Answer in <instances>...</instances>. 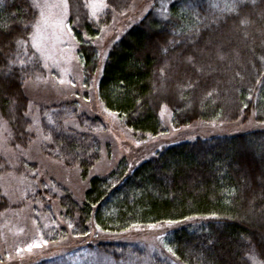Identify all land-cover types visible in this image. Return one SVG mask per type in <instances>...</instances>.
<instances>
[{"label": "trees", "instance_id": "16d2710c", "mask_svg": "<svg viewBox=\"0 0 264 264\" xmlns=\"http://www.w3.org/2000/svg\"><path fill=\"white\" fill-rule=\"evenodd\" d=\"M67 2L88 99L101 63L96 43L135 0H105L98 19L90 0ZM38 15L32 0H0V119L16 163L0 155V176L39 180L26 158L39 133L48 159L80 171L88 182L82 201L47 179L34 191L44 208L61 209L66 226L54 240L85 238L95 228L118 235L163 227L164 248L179 264H264V0H172L163 17L148 11L112 44L97 84L105 110L140 142L167 134L165 120L172 130L248 120L259 129L178 142L94 177L104 148L111 157L98 138L100 118L69 101L39 108L34 124L24 82L46 75L32 44ZM97 250L117 263L141 259L134 246Z\"/></svg>", "mask_w": 264, "mask_h": 264}, {"label": "rangeland", "instance_id": "374dc122", "mask_svg": "<svg viewBox=\"0 0 264 264\" xmlns=\"http://www.w3.org/2000/svg\"><path fill=\"white\" fill-rule=\"evenodd\" d=\"M171 1L135 0L129 13L116 17L113 24L103 31L96 43L101 63L95 87L89 91V98L84 99L82 66L77 55V43L68 25V2L36 0L40 7H36L39 15L32 33V44L39 47V51L37 47L34 49L42 61L46 75L24 82V91L30 99L35 116L34 124L38 126L36 112L39 108L57 106L69 101H78L81 113L100 118L105 129L98 134V138L103 146L110 145L111 157L108 158L104 148L100 162L91 171L90 175L93 177L108 175L122 159H126L131 166L138 165L156 152L178 142L236 135L259 129L254 121L248 120L229 126L197 123L180 130H172L165 120L167 134L140 142L121 124L117 116L105 110L98 98L97 84L112 44L148 11L154 10L158 16H165ZM105 8V0L89 2L90 12L97 19L102 16ZM41 12L44 13L43 17ZM8 136L9 127L0 119V155L16 165L11 161L14 153L8 146ZM37 140L28 150L26 158L37 165L38 169L34 174L39 180L31 181L14 173L0 176V197L7 203L0 210V264H38L42 261L49 264H179L164 248L162 235L166 228L163 227L136 229L118 235L95 228L85 238L67 235L65 238L57 236V240H54V236L61 227L66 226V222L61 217V209L56 202L44 208V204L34 200V191L41 187L39 181H52L54 187L67 189L77 201H82L88 182L82 180L77 168H66L43 154L44 141L41 133ZM47 208L50 209L49 212ZM37 244L40 247H36ZM99 244L138 247L141 250V259L117 263L97 250ZM88 246L91 248H87Z\"/></svg>", "mask_w": 264, "mask_h": 264}, {"label": "snow or ice", "instance_id": "6c2138e0", "mask_svg": "<svg viewBox=\"0 0 264 264\" xmlns=\"http://www.w3.org/2000/svg\"><path fill=\"white\" fill-rule=\"evenodd\" d=\"M33 6H34V7H40L39 3H37L36 0H33ZM40 15L43 17V16H44V13L41 12ZM45 23H46V21H45ZM36 27H37V31H39V26L37 25ZM17 43L22 44L23 41H17ZM33 47H37V50L39 51V47H38V45H36L35 43L33 44ZM35 246H36V247H40L39 244H37V245H35ZM30 250H31V249L29 248V251H30ZM169 251H171V249H169Z\"/></svg>", "mask_w": 264, "mask_h": 264}]
</instances>
